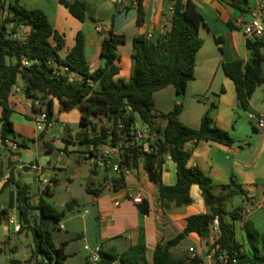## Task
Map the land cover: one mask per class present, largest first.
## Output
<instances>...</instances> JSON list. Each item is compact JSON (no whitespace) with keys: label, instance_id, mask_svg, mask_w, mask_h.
Returning a JSON list of instances; mask_svg holds the SVG:
<instances>
[{"label":"trees","instance_id":"obj_1","mask_svg":"<svg viewBox=\"0 0 264 264\" xmlns=\"http://www.w3.org/2000/svg\"><path fill=\"white\" fill-rule=\"evenodd\" d=\"M144 0H138V24L145 20ZM70 14L80 22L95 18L91 16L86 0H60ZM234 9L249 8L247 0H230ZM170 8L173 10L170 11ZM204 19L195 3L191 0H175L169 7L167 21L155 39L140 35L133 40V73L129 81L116 80L120 73L117 62L120 60L118 47L126 44V36L118 35L110 30L109 36L101 44L100 56L104 66L92 72L85 53V38L82 32L76 37V44L65 58L59 52L65 46V40L50 24L41 9H27L19 0L7 3L0 0V139L16 142L19 148H27L26 139L16 140L14 124L11 120L13 109L10 97L13 86L21 79L25 85L24 94L27 99H39L40 108L44 110L50 121L54 120V101L59 104L60 112L78 110L80 125L83 127L80 145H97L108 143L115 145L122 136L131 137L137 119L148 125L156 136L157 152L144 153L130 147L126 157L133 161L136 167L140 158L144 159V170L149 181L154 184L159 193L162 206L168 207L174 203L178 207L190 206L193 200L190 196L191 187L197 185L206 206L208 214L194 215L188 218L185 230L170 241H161L155 251L152 264H205L201 258L190 259L186 256L176 259L172 249L177 247L191 233L202 239L211 235L210 227L215 219L220 224V236L213 240L210 249L219 247L229 254H237L238 264H264V233L259 232L250 220H243L244 208L239 206L232 210L229 205L236 197L249 201L248 191L231 177L229 184L219 186L199 167L189 166L193 149L187 145H197L201 141H211L224 146H232L234 140L229 132L219 128L212 118L216 108L212 104L203 115L201 126L191 128L179 120L182 104L176 105L168 113H155V93L168 87H173L178 95H185L187 85L194 80V71L199 51L204 46L200 37V27ZM21 28H29L24 40L17 35ZM247 48L252 52L249 62L235 60L223 65L224 73L234 82L239 105L248 110L250 101L259 87L264 86L262 68L264 64V36L256 40H247ZM28 65H24V63ZM59 67H65L70 72L79 75V79L68 82L65 76L57 78L53 72ZM132 111L127 112L126 108ZM105 119L106 124L96 132L95 120ZM159 121H166L161 128ZM160 142L163 143L161 148ZM91 155L92 152H90ZM169 153L177 167V183L165 186L162 183V168L164 154ZM8 184L15 183L17 188L16 201L12 200L9 209L0 211V224L7 219L9 212L17 208L22 223V230L30 228L33 238V248L30 259L37 264H64L68 257L64 241L59 246L53 239L51 230L45 225L47 221L60 223L65 217L64 210H57L46 197L48 189L40 198L39 205L30 204L29 188L14 180L11 172ZM55 182V180H54ZM113 189L120 190L125 186V178L112 179ZM87 185V194L98 197L104 183L97 188ZM17 205V206H16ZM141 213H149L145 201L137 203ZM32 211H39L41 224L30 227L29 218ZM243 220V227L251 251L240 244L237 237L236 223ZM3 254L0 248V256ZM98 264H149L146 260L144 245L131 247L124 253H118L115 248H101ZM41 259V262L39 260ZM10 264H25L21 260L12 259ZM85 264H91L87 259Z\"/></svg>","mask_w":264,"mask_h":264},{"label":"crops","instance_id":"obj_2","mask_svg":"<svg viewBox=\"0 0 264 264\" xmlns=\"http://www.w3.org/2000/svg\"><path fill=\"white\" fill-rule=\"evenodd\" d=\"M14 0H7V3ZM74 1V0H67ZM187 0H183L186 2ZM202 14L204 23L200 27V37L204 40V46L199 51L194 71V80L187 85L186 93L183 95L182 103L177 101V93L173 87H168L155 93V113H168L176 105L182 104V113L179 120L185 125L198 129L201 126L203 115L212 104L216 108L212 112L214 123L221 129L230 133L234 140L232 146H224L211 141H201L197 145L190 143L188 149H193L189 166L199 167L208 175L213 184L219 186L229 184L231 177L235 176L249 193L250 199L264 201V133L257 129L256 124L249 126L245 119L246 115H259L264 118V86L259 87L254 93L248 110H243L238 102L237 91L234 82L224 73L223 65L235 60L249 62L252 52L247 48V37L243 33V26L252 19V9L257 0H247L249 8L246 10L234 9L230 0H191ZM90 14L95 22L86 20L80 22L74 18L68 9L60 3V0H19V3L27 9H41L47 15L53 29L65 40L64 48L59 52L60 57L65 58L76 44V37L82 32L85 38V53L92 72L104 66V60L100 56L101 44L104 38L109 36L110 30L115 34L126 36V44L118 47L120 60L117 62L120 73L116 80L129 81L133 73V40L140 35H152L157 38L162 26L167 21L170 4L175 0H144L143 8L145 20L139 25L137 5L134 0H128L124 5L117 0H86ZM100 29V31H97ZM29 28H21L18 39L24 40ZM264 76V64L262 68ZM20 83H23L20 80ZM160 93L163 99L157 98ZM166 102V105L159 106ZM10 105L13 109L11 120L14 124L16 140L26 139L31 141L34 148L43 143L47 151L53 149L52 141L48 138L53 129L43 133L36 131L33 118L36 111L30 99L25 94L10 97ZM242 112L244 114H242ZM73 113L75 116H73ZM2 109H0V118ZM77 119L80 122V112L72 110L62 113L59 104L54 101V126L59 125V136L63 142H72L79 145L74 137L61 133V124L70 128V122ZM161 128L166 126V121H159ZM54 128V127H53ZM1 129V124H0ZM73 139V140H72ZM67 140V141H65ZM87 146V156L82 151L84 159L91 158V145ZM22 150L17 149L16 155L7 156L3 152V144L0 139V211L9 209L12 200L16 201L17 188L15 183H9L11 172L14 180L22 186L29 188L30 204L37 207L40 202L39 179L51 178L54 182L53 173L42 169L32 163H20L19 155ZM162 168V183L165 186H174L177 183V167L169 153L164 154ZM39 168V172L36 170ZM34 173L33 181L37 185L35 191L26 183H22L23 174ZM111 172H100L98 179L91 178V184L95 182L104 183L101 194L93 197V215L95 223L93 229H85L84 235L77 238L87 241L85 234L95 238L96 250L101 248H115L118 253H124L131 247L144 245L146 248V260L152 264L154 254L161 241H170L181 234L189 217L200 214H208L209 208L202 197L201 190L197 185L191 187L190 196L192 205L178 207L174 203L164 208L159 197L157 187L149 181L144 170V159L140 158L134 167L132 174L125 178V186L120 190L113 189L112 179L117 178L110 175ZM101 176V177H100ZM55 184V182H54ZM90 184V185H91ZM57 186V184H55ZM97 188V187H96ZM140 195L149 208V213H141L137 204L132 200L134 196ZM261 196L262 199H258ZM241 199V198H240ZM252 200L244 201L247 209ZM255 203V204H256ZM17 206V205H16ZM14 207L10 210L9 215ZM18 211V210H17ZM39 213V211H37ZM32 213V212H31ZM34 212L32 213L33 216ZM8 215V216H9ZM40 215V214H39ZM8 218V217H7ZM244 217V220H247ZM240 222V221H239ZM37 223L36 225H39ZM244 224V223H243ZM2 225L5 236V246L0 248L3 254L0 256V264H10L12 259L23 261L25 264H35L30 259L33 244L29 249V258L26 255L19 256V247L10 243L6 231L7 219ZM64 226V225H63ZM31 233L27 228L17 235ZM32 234V233H31ZM243 238L247 242L243 227ZM213 235L208 239H202L195 233H191L174 249L172 255L176 259L186 256L190 248H194L200 257H204L211 251ZM33 241V238H32ZM8 244V245H6ZM190 257V255H189Z\"/></svg>","mask_w":264,"mask_h":264},{"label":"rangeland","instance_id":"obj_3","mask_svg":"<svg viewBox=\"0 0 264 264\" xmlns=\"http://www.w3.org/2000/svg\"><path fill=\"white\" fill-rule=\"evenodd\" d=\"M162 94L163 93H160L157 97L159 101L160 99H163ZM163 105H166V102L162 105L161 103L159 104V106ZM74 114L76 113H73V116H75ZM242 114L244 113L242 112ZM245 119L249 126L255 124V122L251 121L246 114ZM105 124L106 120L104 118L95 120L96 132ZM136 124L140 126L141 121L137 119ZM69 127L68 131L71 129L75 135L81 134L83 131V127L77 119L71 121ZM52 132L51 136L48 137L53 144V149L51 151H47L43 143H39L37 147L34 148L31 144L32 142L27 140V149L30 151L27 152V150H22L18 157L20 163L27 162L36 164L42 169L53 173L55 184H57V186L54 184L50 188V195L52 198H46L57 210H64L65 217L58 224H55L52 221H47L44 224L51 230L54 242L57 246L64 241L68 242L66 247V254L68 257L64 260V264H85L86 260L91 255V251H95V238L85 234L87 237V241L85 242L84 240L77 238V235H84V233H86L85 229L91 231L93 229V224L95 223L93 215V197L87 194L85 190L86 186L90 185L89 179L92 177L94 160L91 158L84 159L82 157V151L85 152L87 156L88 148L86 145H74L67 140H65L67 143L63 142L59 136V125H55ZM3 152L6 153L7 156L13 157L16 155L17 150L4 144ZM22 174L24 178L22 179V183H26L33 191H35L37 185L33 181L35 177L34 173H31L30 175H25V173ZM110 175L113 177L116 176L113 173H110ZM92 187H98V183L95 182ZM258 199H262L261 196ZM250 200L252 201L247 204V209H250L251 213L246 216L248 218L247 220H250L259 232L264 233V201L262 202L260 200L259 202L258 200L256 203L255 199ZM70 202L74 204V207L70 213H67L65 207ZM239 206L245 208L244 200L240 199V197H236L229 205V209L232 210ZM33 212L34 214L32 216ZM32 213L29 218L31 228L36 226L37 223L41 224L39 213L37 211H32ZM243 220L236 223V239L247 251H251L248 241L245 242L243 238ZM62 225H64L65 230L61 229ZM9 228L10 233L7 235L10 238V243L19 247L20 254L18 257L26 255L27 258H29V249L33 244L32 234L28 232L17 235L14 233L12 226ZM2 229L3 227L0 225V245H2V247H7L5 246L6 242L4 240L6 235L3 233ZM85 246H88L91 251H86ZM186 257L189 258V255L187 254ZM39 262H41V259ZM35 264H37L36 261Z\"/></svg>","mask_w":264,"mask_h":264},{"label":"built area","instance_id":"obj_4","mask_svg":"<svg viewBox=\"0 0 264 264\" xmlns=\"http://www.w3.org/2000/svg\"><path fill=\"white\" fill-rule=\"evenodd\" d=\"M128 0H117V3L120 5H125ZM137 5L138 0H134ZM173 9L170 8V11ZM100 31V29H97ZM243 33L248 40H256L264 36V0H257V3L252 9V19L243 26ZM149 39H154L152 35L148 36ZM24 65H28L26 62ZM53 75L57 78L65 76L68 82H73L79 79V75L75 72H70L65 67H59L53 72ZM19 79L17 83L13 86L11 94L17 96L24 93L25 85L20 83ZM33 108H40L41 102L39 99H32ZM126 111L129 113L132 111L131 107H127ZM249 119L254 121L257 129L261 130L264 133V118L259 115H249ZM33 123L35 129L39 133L46 132L53 129L54 123L50 121L47 113L44 110H40L33 118ZM61 133L68 134L71 137H74L73 133L69 130L66 124H61L60 126ZM7 145L12 147L14 150L19 149V146L16 142L6 141ZM130 147L137 148L144 153L154 154L157 152L158 148L156 146V136L152 132L151 128L141 123L140 126L135 124L131 137L122 136V138L115 144L108 143H99L97 145L91 144V152L93 154V169H92V178L93 180L98 179V174L100 172H111L117 177L126 178L132 174L134 169L133 161L129 157H126L127 150ZM39 172V168H36ZM39 194L42 196L48 189H50L54 182L51 178H41L39 179ZM132 200L137 204L142 201L140 195L134 196ZM251 213L250 209H244L242 216L246 217ZM7 227L6 231H9V227H13L15 233H19L22 230V223L19 218V213L16 209L8 216L7 218ZM62 230H65V227L61 226ZM211 235L213 238H218L220 236V224L218 219H215L213 224L210 227ZM86 251H91L88 246H85ZM100 250V249H99ZM99 250L91 251V255L88 257V260L92 264H98L100 261ZM190 259L201 258L205 264H238L237 254H229L226 250H221L219 247L212 249L204 257H200L194 248L188 250ZM47 264V263H45Z\"/></svg>","mask_w":264,"mask_h":264},{"label":"water","instance_id":"obj_5","mask_svg":"<svg viewBox=\"0 0 264 264\" xmlns=\"http://www.w3.org/2000/svg\"><path fill=\"white\" fill-rule=\"evenodd\" d=\"M177 101H178V103H182V101H183V96H182V95H177ZM81 138H82V135H81V134H78V135L76 136V138H75V142L78 143L79 140H80ZM160 145H161V148H162V147H163V143L160 142ZM89 184H91V178L89 179ZM47 198H48V199H51L52 196L49 195ZM73 207H74V204H73L72 202H70L69 204H67L66 207H65L66 212H67V213H70V212L73 210Z\"/></svg>","mask_w":264,"mask_h":264}]
</instances>
